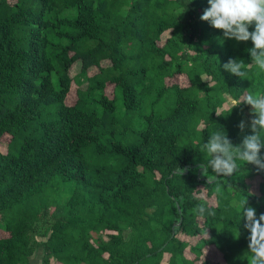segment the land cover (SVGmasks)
I'll list each match as a JSON object with an SVG mask.
<instances>
[{
    "label": "trees",
    "instance_id": "obj_1",
    "mask_svg": "<svg viewBox=\"0 0 264 264\" xmlns=\"http://www.w3.org/2000/svg\"><path fill=\"white\" fill-rule=\"evenodd\" d=\"M208 7L0 0V264L39 248L40 264H248L240 202L264 213V170L204 171L202 146L251 134V106L228 101L264 93V72L251 41L201 19ZM201 193L215 215L193 212Z\"/></svg>",
    "mask_w": 264,
    "mask_h": 264
},
{
    "label": "clouds",
    "instance_id": "obj_2",
    "mask_svg": "<svg viewBox=\"0 0 264 264\" xmlns=\"http://www.w3.org/2000/svg\"><path fill=\"white\" fill-rule=\"evenodd\" d=\"M208 3L210 7L205 9L201 19L209 22L215 29L222 30L226 39L251 41L253 47L247 50L251 55V64L264 72V0H208ZM250 28L254 30L250 31ZM223 67L241 79L249 77V66L243 60L230 59ZM231 103L232 109L242 103L251 106V134L244 135L242 143L234 145L225 131L212 133L202 146L207 160L201 167L204 171L211 168L215 174L227 177L240 170L238 161L264 170V157L261 155L264 150V93L248 94L240 99H233ZM216 114L222 115L219 112ZM246 127L248 122L241 121V132ZM184 171L182 169V174ZM200 198L202 202L196 205L193 212L200 216L205 213L215 215L206 207L207 201L203 193ZM239 213L241 219L246 220L244 227L251 233L246 253L248 264H264V213L257 216L256 209L249 206L248 199L240 202Z\"/></svg>",
    "mask_w": 264,
    "mask_h": 264
},
{
    "label": "rangeland",
    "instance_id": "obj_3",
    "mask_svg": "<svg viewBox=\"0 0 264 264\" xmlns=\"http://www.w3.org/2000/svg\"><path fill=\"white\" fill-rule=\"evenodd\" d=\"M93 71H96L95 69L91 70L90 73H93ZM74 72H72L73 74ZM167 84H170L172 82H177L183 86H185L187 83L186 81V78L182 75H179V76H176L175 78L171 79V80H166ZM111 85H108L107 86V91L108 92H111ZM74 93H75V87H73L72 91H71V94H72V100L74 99ZM70 98L71 97H68V102H70ZM67 99V98H66ZM228 104H232L230 99L228 101ZM224 107L226 108L227 105H224ZM10 137L9 136H3L1 138V141H0V151H5L6 150V143L9 141ZM65 192L63 191H60V192H52L51 195H59V194H63ZM209 202L213 203V199L212 198H208ZM251 203V202H250ZM249 206L251 207H254L256 209V205L254 203H251ZM258 216V215H257ZM0 231H2V229H0ZM40 256H41V251H40V248L35 252V254H33L29 260V264H40ZM165 261V258L162 262Z\"/></svg>",
    "mask_w": 264,
    "mask_h": 264
}]
</instances>
